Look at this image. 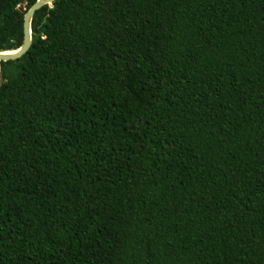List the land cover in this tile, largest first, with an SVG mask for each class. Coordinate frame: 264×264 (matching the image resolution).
<instances>
[{"label":"trees","instance_id":"16d2710c","mask_svg":"<svg viewBox=\"0 0 264 264\" xmlns=\"http://www.w3.org/2000/svg\"><path fill=\"white\" fill-rule=\"evenodd\" d=\"M34 1L0 0V51ZM30 27L0 60V264H264V0H53Z\"/></svg>","mask_w":264,"mask_h":264},{"label":"water","instance_id":"95a60500","mask_svg":"<svg viewBox=\"0 0 264 264\" xmlns=\"http://www.w3.org/2000/svg\"><path fill=\"white\" fill-rule=\"evenodd\" d=\"M53 0H35L23 14V38L21 45L15 50L0 51V60L6 61L16 59L24 54L29 48L32 40L30 21L34 12L44 4H51ZM25 3V1L23 2ZM21 10L23 8L20 7Z\"/></svg>","mask_w":264,"mask_h":264}]
</instances>
